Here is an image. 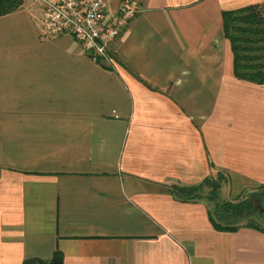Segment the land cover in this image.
Instances as JSON below:
<instances>
[{
    "label": "crops",
    "instance_id": "obj_1",
    "mask_svg": "<svg viewBox=\"0 0 264 264\" xmlns=\"http://www.w3.org/2000/svg\"><path fill=\"white\" fill-rule=\"evenodd\" d=\"M133 1L108 62L43 38L40 4L0 17V264H264V230L172 193L221 172L223 201L264 197V84L222 20L264 0Z\"/></svg>",
    "mask_w": 264,
    "mask_h": 264
},
{
    "label": "trees",
    "instance_id": "obj_2",
    "mask_svg": "<svg viewBox=\"0 0 264 264\" xmlns=\"http://www.w3.org/2000/svg\"><path fill=\"white\" fill-rule=\"evenodd\" d=\"M23 4L24 0H0V17L21 9ZM263 13L262 6H249L237 11L225 12L222 19L224 37L231 45L234 76L239 80L255 84H264ZM96 60L100 62L101 59L96 58ZM227 183L228 176L218 172L199 185L175 187L172 193L182 200H195L206 195L215 201L218 199L219 190ZM253 206L250 198L245 196L217 202L210 222L218 231L234 232L243 220H247L245 227L264 230L263 219L257 217V220H254L251 217ZM261 217L264 218V214ZM22 264H63V256L59 251H55L49 260L31 258Z\"/></svg>",
    "mask_w": 264,
    "mask_h": 264
},
{
    "label": "built area",
    "instance_id": "obj_3",
    "mask_svg": "<svg viewBox=\"0 0 264 264\" xmlns=\"http://www.w3.org/2000/svg\"><path fill=\"white\" fill-rule=\"evenodd\" d=\"M43 38L66 35L83 51L108 62L107 48L137 15L133 0H121L109 16L107 0H38Z\"/></svg>",
    "mask_w": 264,
    "mask_h": 264
},
{
    "label": "rangeland",
    "instance_id": "obj_4",
    "mask_svg": "<svg viewBox=\"0 0 264 264\" xmlns=\"http://www.w3.org/2000/svg\"><path fill=\"white\" fill-rule=\"evenodd\" d=\"M24 3H26L27 5H31L34 8L38 7V4H40L38 0H24ZM224 193H225L224 191L220 193V195L218 196V202H221L224 200ZM245 197L249 198L247 196H245ZM251 201L254 204L253 210L251 212V217L254 220H257V217L263 219L261 217V215L264 214V206H263L264 205V197L259 196V195H253L251 197ZM243 221L245 223H247V220H243Z\"/></svg>",
    "mask_w": 264,
    "mask_h": 264
},
{
    "label": "water",
    "instance_id": "obj_5",
    "mask_svg": "<svg viewBox=\"0 0 264 264\" xmlns=\"http://www.w3.org/2000/svg\"><path fill=\"white\" fill-rule=\"evenodd\" d=\"M263 223H264V218H263Z\"/></svg>",
    "mask_w": 264,
    "mask_h": 264
}]
</instances>
